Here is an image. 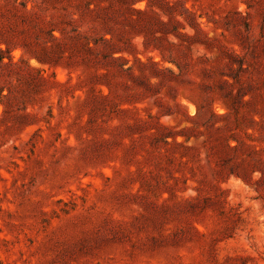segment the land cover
Wrapping results in <instances>:
<instances>
[{
  "label": "rangeland",
  "instance_id": "374dc122",
  "mask_svg": "<svg viewBox=\"0 0 264 264\" xmlns=\"http://www.w3.org/2000/svg\"><path fill=\"white\" fill-rule=\"evenodd\" d=\"M0 264H264V0H0Z\"/></svg>",
  "mask_w": 264,
  "mask_h": 264
},
{
  "label": "trees",
  "instance_id": "16d2710c",
  "mask_svg": "<svg viewBox=\"0 0 264 264\" xmlns=\"http://www.w3.org/2000/svg\"><path fill=\"white\" fill-rule=\"evenodd\" d=\"M226 107V109H227V111L222 115V116H226L227 114H229V109H228V107L227 106H225ZM247 120H248V118H247ZM249 121V120H248ZM158 128L160 129V136L162 135L161 133V130H163L162 128H164V127H161L160 125L158 126Z\"/></svg>",
  "mask_w": 264,
  "mask_h": 264
}]
</instances>
